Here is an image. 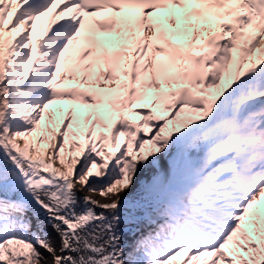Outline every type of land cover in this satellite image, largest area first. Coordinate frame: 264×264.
Returning a JSON list of instances; mask_svg holds the SVG:
<instances>
[{"label":"snow or ice","instance_id":"snow-or-ice-1","mask_svg":"<svg viewBox=\"0 0 264 264\" xmlns=\"http://www.w3.org/2000/svg\"><path fill=\"white\" fill-rule=\"evenodd\" d=\"M0 264H264V0H0Z\"/></svg>","mask_w":264,"mask_h":264},{"label":"bare ground","instance_id":"bare-ground-1","mask_svg":"<svg viewBox=\"0 0 264 264\" xmlns=\"http://www.w3.org/2000/svg\"><path fill=\"white\" fill-rule=\"evenodd\" d=\"M84 194H87V193H81L80 195H84ZM97 198H99V197H97ZM57 242H58V238H57Z\"/></svg>","mask_w":264,"mask_h":264}]
</instances>
